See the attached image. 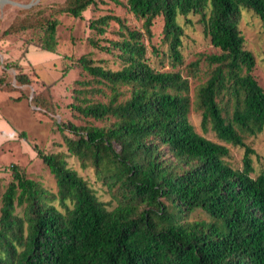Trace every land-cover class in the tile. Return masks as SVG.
Returning a JSON list of instances; mask_svg holds the SVG:
<instances>
[{
  "label": "trees",
  "instance_id": "1",
  "mask_svg": "<svg viewBox=\"0 0 264 264\" xmlns=\"http://www.w3.org/2000/svg\"><path fill=\"white\" fill-rule=\"evenodd\" d=\"M97 3L67 0L54 10L81 18ZM103 3L109 9L90 19L89 41L117 67L79 57L87 78L77 81L70 106L86 124L58 127L70 153L94 170L116 204L100 199L65 152L35 146L57 191L12 165L0 206V264H264V168L252 175L256 150L246 141L264 130V88L239 27L243 8L264 24V0ZM191 14L220 50L206 57L211 69L197 89L202 125L244 148L242 168L227 161V145L197 132L189 119V77L200 73V58L186 65L187 75L178 67L185 65L180 18L190 22ZM59 23L40 10L6 32L42 28L44 49L55 52ZM16 78L31 82L26 73ZM7 82L0 75V86ZM33 101L43 105L37 95ZM197 209L211 220L188 221Z\"/></svg>",
  "mask_w": 264,
  "mask_h": 264
},
{
  "label": "rangeland",
  "instance_id": "2",
  "mask_svg": "<svg viewBox=\"0 0 264 264\" xmlns=\"http://www.w3.org/2000/svg\"><path fill=\"white\" fill-rule=\"evenodd\" d=\"M67 0H0V75H5L7 85L0 86V112L8 118V140L0 147V206L3 193L13 178L12 165H18L26 176L41 182L52 192L57 191L56 180L49 167L38 155L35 146L46 153L62 151L68 155L69 164L88 180L101 200L110 208L116 204L107 187L97 181L92 168L83 169L76 156L68 150L63 133L58 124L73 121L78 125L86 124L84 118L72 110L70 104L75 101V89L80 88L78 80L87 78L86 72L78 62L86 54L99 63L116 68L112 56L93 47L90 38L94 36L89 21L92 17L108 11V5L98 0L82 12L83 17L76 18L67 12H56ZM116 13H124L121 7L114 6ZM45 11L47 16L59 19L57 27L56 51H47L43 47L44 30L39 27L19 32H6L13 22L32 18L37 11ZM38 18V17H37ZM199 16L190 15V22L180 18L185 28L183 36V54L185 65L178 67L185 75L187 66L200 58V73L189 77L191 82V111L189 119L197 132L209 139L227 145L230 156L227 161L236 168H242L244 148L220 140L212 130L202 125V111L197 103V89L209 76L211 65L207 56L220 53L203 31ZM239 27L245 36L246 48L256 56L253 74L264 88V24L253 9L243 8ZM162 20L156 23L154 41L160 42ZM168 69H171L169 67ZM18 72L26 73L31 82L19 84ZM37 95L42 106H37L33 97ZM255 150L253 155L254 172L257 176L264 168V130L246 140ZM211 220L203 209L193 211L188 217L190 222Z\"/></svg>",
  "mask_w": 264,
  "mask_h": 264
},
{
  "label": "crops",
  "instance_id": "3",
  "mask_svg": "<svg viewBox=\"0 0 264 264\" xmlns=\"http://www.w3.org/2000/svg\"><path fill=\"white\" fill-rule=\"evenodd\" d=\"M8 140V118L0 112V147Z\"/></svg>",
  "mask_w": 264,
  "mask_h": 264
}]
</instances>
